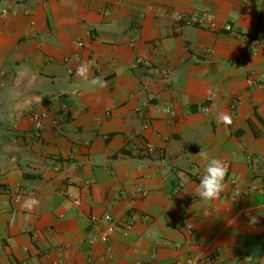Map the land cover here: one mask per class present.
<instances>
[{
	"label": "crops",
	"instance_id": "0c3cea01",
	"mask_svg": "<svg viewBox=\"0 0 264 264\" xmlns=\"http://www.w3.org/2000/svg\"><path fill=\"white\" fill-rule=\"evenodd\" d=\"M189 261L264 264V0H0V264Z\"/></svg>",
	"mask_w": 264,
	"mask_h": 264
},
{
	"label": "clouds",
	"instance_id": "9594fccd",
	"mask_svg": "<svg viewBox=\"0 0 264 264\" xmlns=\"http://www.w3.org/2000/svg\"><path fill=\"white\" fill-rule=\"evenodd\" d=\"M93 63L94 61H86L78 64L75 68V74L77 78L87 83L93 89L104 88L106 81L101 77L91 75V66ZM215 120L217 124H223L225 126L232 124V117L226 112H217L215 114ZM198 155L205 161L203 175L197 187L198 195L203 200L217 199L224 189V181L227 174L226 166L221 159L210 157L204 149ZM38 204L39 201L37 199L30 197L23 207L27 210H32ZM188 264H194V262L189 261Z\"/></svg>",
	"mask_w": 264,
	"mask_h": 264
},
{
	"label": "built area",
	"instance_id": "2783aa9c",
	"mask_svg": "<svg viewBox=\"0 0 264 264\" xmlns=\"http://www.w3.org/2000/svg\"><path fill=\"white\" fill-rule=\"evenodd\" d=\"M197 21V17H192L191 19H187V22L188 23H191V22H196ZM224 28L232 33H236L235 30L232 28V26L227 23L224 25ZM77 44L78 45H83V43L81 41H77ZM207 110V108H206ZM34 119H35V129L36 131H39L41 130L43 127H44V124L41 120V117L39 114L35 113L33 115ZM136 194H140L142 196H145L147 194V190L145 189H142V188H137L135 191H134V195ZM132 225V220H131V217L130 215H128L126 217V220L123 221L120 225H117L116 223H111L105 230L104 232L102 233L101 235V238L103 241L105 242H109L112 235L119 229V228H123V229H128L130 228Z\"/></svg>",
	"mask_w": 264,
	"mask_h": 264
}]
</instances>
